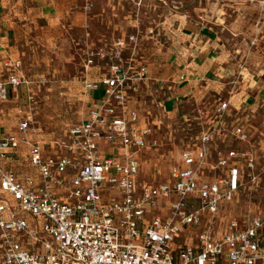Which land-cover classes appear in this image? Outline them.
I'll use <instances>...</instances> for the list:
<instances>
[{
    "label": "built area",
    "instance_id": "2783aa9c",
    "mask_svg": "<svg viewBox=\"0 0 264 264\" xmlns=\"http://www.w3.org/2000/svg\"><path fill=\"white\" fill-rule=\"evenodd\" d=\"M92 7L87 3L85 11ZM140 46L132 33L87 53V72L102 67L97 78L86 75L84 90L102 97L49 150L34 135L31 112H18L17 133L0 135V264H264V216L249 212L222 227L218 222L247 179L260 178L252 153L219 150L214 165L222 173L202 179L213 162V136L205 132L171 166V181L142 180L141 154L160 144L129 107L148 80ZM4 65L10 74L0 82V102L10 88L31 82L20 62ZM228 105L220 104L218 113ZM232 133L250 142L243 127Z\"/></svg>",
    "mask_w": 264,
    "mask_h": 264
},
{
    "label": "rangeland",
    "instance_id": "374dc122",
    "mask_svg": "<svg viewBox=\"0 0 264 264\" xmlns=\"http://www.w3.org/2000/svg\"><path fill=\"white\" fill-rule=\"evenodd\" d=\"M182 22L217 29L224 67L216 83L194 87L178 101L173 112H167L165 101L182 81L184 68L179 51L182 41L176 36L174 40L168 32L177 30ZM132 32L139 34L140 43L147 40L148 49L154 40L150 37L156 35L154 43L161 48L157 60H150L154 62L151 70L157 82L143 90L142 98L133 94L129 103L130 108H135L140 101L142 114L149 116L145 120L154 126L160 144L141 154L142 180L152 184L171 181L170 168L180 162L182 151L198 147L202 134L207 132L213 136V164L206 166L202 179L222 173L215 168V154L230 149L252 153L256 173L260 174L256 184L248 183L246 178L235 201L222 207L218 215L220 227L234 218L243 219L249 212L264 216V106L250 110L231 102L241 83L264 63V8L259 0H96L91 11H85L82 23L72 25L60 39L47 44L29 39L13 47V61L21 63L20 73L31 82L18 88L16 103L6 106L4 102L8 122L16 120V110L31 112L34 135L46 147L52 140L64 137L88 110L84 78L87 74L95 78L101 72V65L87 72V53L102 42ZM4 77L6 81L7 75ZM225 102L229 103L228 108L220 115L217 109ZM171 104L167 103L166 108L170 109ZM236 126L249 132L250 142H241L233 135ZM22 153L26 155L27 151Z\"/></svg>",
    "mask_w": 264,
    "mask_h": 264
},
{
    "label": "crops",
    "instance_id": "0c3cea01",
    "mask_svg": "<svg viewBox=\"0 0 264 264\" xmlns=\"http://www.w3.org/2000/svg\"><path fill=\"white\" fill-rule=\"evenodd\" d=\"M95 2L96 0H0V82H4V76L7 75L8 78L10 74L4 64L7 60H13L14 46L25 43L29 39L42 44L60 39L72 25L82 23L85 5L87 3L94 5ZM259 2L261 3V0ZM172 34L174 40L176 36L182 41L179 51L180 56L183 57L184 68L180 76L182 81L174 87L171 97L165 101L167 112H173L178 101L188 96L194 87L198 85L208 87L216 83V77L223 72L224 67V51L217 29L197 23L182 22L177 30L173 29L168 32L170 37ZM125 37L127 36L120 38ZM155 37L156 35L150 38L155 40ZM154 40L149 49L146 45L147 40L140 43L141 61L148 67V80L140 85L135 94L138 98H142L146 87L157 82L151 70L154 62L150 60L155 59L161 53V48L154 43ZM174 45L175 41L172 47ZM17 93L18 88H10V99L5 101L6 106L16 103L14 99ZM87 95L88 106L91 107L101 99L102 91L89 92ZM169 102L172 103L171 108L167 109L166 104ZM231 102L250 110H254L260 104L264 106V63L257 73L241 83L231 98ZM3 107L4 102H0V135L17 133L20 115L16 110V120L14 118V122H8ZM134 109L138 110L144 118L149 117L142 114L140 101H137ZM148 123L150 124V121ZM151 127L154 129V126ZM245 131L247 132L246 129ZM262 235L264 238V229ZM262 246L264 247V241Z\"/></svg>",
    "mask_w": 264,
    "mask_h": 264
}]
</instances>
